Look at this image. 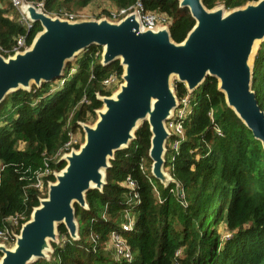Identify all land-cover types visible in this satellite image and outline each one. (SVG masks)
Instances as JSON below:
<instances>
[{
    "label": "trees",
    "instance_id": "obj_1",
    "mask_svg": "<svg viewBox=\"0 0 264 264\" xmlns=\"http://www.w3.org/2000/svg\"><path fill=\"white\" fill-rule=\"evenodd\" d=\"M24 1L42 3L45 14L78 17V11L97 0ZM105 1L116 9L139 1L144 11L166 15L175 43L183 42L195 25L177 0ZM257 1L201 0L207 10L221 6L227 12ZM103 14L110 17L109 12ZM18 18L10 1L0 0V55L4 58L19 37L24 36L29 47L42 30L34 23L26 31ZM100 49L90 46L68 62L57 87L53 88L55 81L32 86L1 102L0 231L9 219L18 220L19 231L30 219L46 198L41 188L54 183L55 174L66 166L56 156L69 142L70 133L80 130L79 123L86 122L88 115L96 118L102 107L99 97L112 94L102 82L112 74L120 80L119 61L102 66ZM173 89L179 102L176 111H186L182 119L170 121L181 125V134L171 133L164 155V170L173 182L164 186L151 176V134L143 123L128 147L109 161L102 190L85 193L86 209L74 204L78 240L58 225V242H51L49 259L32 264H264L261 144L227 107L214 78L207 77L191 94L177 81ZM251 90L264 113V40L253 56ZM128 178L135 184L137 199L125 186ZM127 218L134 220L131 232L121 228ZM111 233L123 238L131 260L115 261L112 249V257L107 254Z\"/></svg>",
    "mask_w": 264,
    "mask_h": 264
},
{
    "label": "water",
    "instance_id": "obj_2",
    "mask_svg": "<svg viewBox=\"0 0 264 264\" xmlns=\"http://www.w3.org/2000/svg\"><path fill=\"white\" fill-rule=\"evenodd\" d=\"M178 2L195 22L181 43L171 39L169 27L142 30L134 14L118 22L69 21L33 6L25 8L28 18L42 30L23 52L7 58L0 55V104L13 92L30 91L32 86L39 88L59 80L66 64L90 46L103 49L102 66L121 60L124 84L113 97V93L99 97L104 110L97 113L93 126H82L84 144L60 158L65 168L55 175L46 198L21 226L13 248L0 245V264L48 260V245L51 251L50 242H58V225L66 228L72 240H78L74 204L86 209L85 193L102 190L109 161L115 152L128 147L143 123L151 134V176L164 186L173 182L164 172L166 143L171 135L165 125L178 107L170 87L172 76L189 94L207 77L217 80L227 107L261 144L264 153V113L251 90L250 62L264 40V0L228 12L221 6L207 10L201 0Z\"/></svg>",
    "mask_w": 264,
    "mask_h": 264
},
{
    "label": "built area",
    "instance_id": "obj_3",
    "mask_svg": "<svg viewBox=\"0 0 264 264\" xmlns=\"http://www.w3.org/2000/svg\"><path fill=\"white\" fill-rule=\"evenodd\" d=\"M12 7L18 12V23L26 30L29 31L32 29L34 23L28 18L27 13L24 12L25 8L29 7V6H33L35 9H37L39 12H43V4L42 3H28L24 0H9ZM131 14L136 15V17L138 18L139 24L141 26L142 30H154L160 27H168L170 25V20H168L169 18L166 17V20L168 21L167 25L164 26L163 22L165 20V18L161 15L164 14H160L159 16L157 13L155 12H149V11H144L142 4L137 1L134 5L129 6L127 8H122V9H116L114 14H110V17L115 20L116 22L124 19L126 16H129ZM49 15V14H48ZM75 18H78L76 15H67L66 20H73ZM28 47L26 46V40L24 36H21L17 39L16 44L14 45V47L11 49L10 53L8 54V56H12L15 55L17 53L23 52L24 50H26ZM1 51V49H0ZM116 82L119 83V79L116 75L112 74L110 75L107 79H105L102 82V85L107 88V89H113L114 87H116ZM115 85V86H113ZM113 86V87H111ZM179 105V102H178ZM183 105L184 107L187 105L186 101L183 100ZM177 110V109H176ZM175 110V115L173 117V119H182L185 115H186V111L181 109L176 111ZM172 119V120H173ZM171 121V120H170ZM168 122V124L172 126L171 128V133L173 134H181V125L180 122ZM170 133V134H171ZM71 135V133H70ZM70 141V140H69ZM69 143V142H68ZM68 143L65 145L67 146ZM175 147V146H174ZM125 186H127L130 191L132 192V197H135L133 199H137L138 196L135 193V184L128 178ZM130 200L129 199L127 201V204H130ZM138 203V202H136ZM9 220L14 221V225H12L10 227L9 224ZM8 220V226L6 228H4L2 231H0V242L5 245V246H10L11 244H13L15 242L16 236L19 234V223L17 219H9ZM17 230H12V227H15ZM121 228L124 232H131L134 228V220L127 218L126 221L121 225ZM112 244L113 247L111 248L114 251V260L115 261H121V260H125V261H129L132 258L131 252L129 250V248L127 247L125 241L123 240V238L120 235H117L116 233H111L110 235V241L108 242V245Z\"/></svg>",
    "mask_w": 264,
    "mask_h": 264
},
{
    "label": "rangeland",
    "instance_id": "obj_4",
    "mask_svg": "<svg viewBox=\"0 0 264 264\" xmlns=\"http://www.w3.org/2000/svg\"><path fill=\"white\" fill-rule=\"evenodd\" d=\"M179 1V0H178ZM103 11H106V12H109V14H114L115 13V11H116V7L114 6V5H112V4H110L109 2H107V1H105V0H97V1H95L94 3H92V4H90V5H88V6H86V8H84V9H82V10H80V11H78V14H79V16H78V18H75V19H73V20H69V21H82V20H96V21H99V20H103V19H107L108 21H111V22H116L115 20H113L111 17H107L105 14H103ZM160 14H158V15H156V16H159ZM49 16H51V17H59V19H62V20H65L66 18H67V15L66 14H64V15H61V16H59V15H57V14H54V13H51V14H49ZM161 16H163L164 18H165V20H164V22H163V25L164 26H166L167 25V23H168V21L166 20V15H161ZM166 16V17H165ZM169 20V19H168ZM256 50V49H255ZM255 50H254V52H255ZM254 52H253V54H254ZM100 58H101V56H102V54H103V49L101 48L100 49ZM253 57V56H252ZM252 57H250V62H252ZM74 60H71L70 62H73ZM120 61L121 60H119V63H120ZM175 80H176V77H174V76H172L171 78H170V87L171 88H173V83L175 82ZM122 84H124V82L121 80V78H120V80H119V83H117L116 82V87H114L113 89H112V96L111 97H113L114 96V93H115V91L116 90H119V88H120V86L122 85ZM59 85V83H58V81H55L54 83H53V88H55V87H57ZM115 85H113V86H115ZM113 86H111V87H113ZM104 110V106H102V108L100 109V110H98L97 112H96V118H93V117H91V116H87V121L86 122H83V123H79V125H80V127H81V129L80 130H75V133L74 134H72L71 133V135H70V141H69V143H68V145L67 146H65L64 148H62L59 152H58V154H57V158L58 157H63V156H65L66 154H69L71 151H78V149L84 144V141H85V134H84V131L82 130V126L83 125H85V126H93L94 125V123L96 122V120L98 119V115H97V113L99 112V111H103ZM176 113L175 112H173V115H172V117H174V115H175ZM171 117V118H172ZM173 119V118H172ZM171 119V120H172ZM166 129H167V131L169 132V134L171 133V128H172V126H171V124L169 125L168 124V122L166 123ZM164 172L166 173V175H168V173H167V170H164ZM56 174H59V173H56ZM55 174V175H56ZM40 184H38L37 186H39ZM47 191H48V187L45 189L44 188V190L41 188V190H40V192H41V194L43 195V196H47ZM9 224H10V227L12 226V225H14V221H11V220H9ZM12 230H17L16 229V226L15 227H12ZM219 231H220V233H222V234H224V228H220V229H218ZM56 235H57V233H56ZM17 237V236H16ZM57 238H58V236H57ZM50 244H51V242H50ZM0 245H3L1 242H0ZM3 246H5V245H3ZM13 246H14V243L13 244H11L10 246H5L6 248H10V249H12L13 248ZM51 246V245H50ZM113 247V245L112 244H110V245H108V249H107V254L109 255V256H111L112 257V255H113V251L111 250V248ZM50 252H52V251H50V247H49V245H48V250L46 251V255H50ZM0 259H1V257H0Z\"/></svg>",
    "mask_w": 264,
    "mask_h": 264
}]
</instances>
